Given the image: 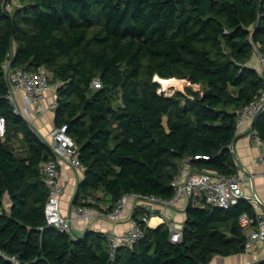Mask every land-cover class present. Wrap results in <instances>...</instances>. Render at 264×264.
<instances>
[{
  "label": "trees",
  "instance_id": "trees-1",
  "mask_svg": "<svg viewBox=\"0 0 264 264\" xmlns=\"http://www.w3.org/2000/svg\"><path fill=\"white\" fill-rule=\"evenodd\" d=\"M256 45L264 48V0H0V264H210L245 250L239 217L255 212L247 199L229 208L190 201L174 241L168 224L149 226L136 206L144 236L114 259L106 233L75 238L48 225L41 163L53 153L8 97L2 63L12 50L13 66L44 65L56 83L54 123L68 124L85 171L74 205L102 191L111 210L126 193L172 198L185 157L238 172L236 110L264 89L250 64ZM156 75L184 89L167 94ZM253 127L264 139V111Z\"/></svg>",
  "mask_w": 264,
  "mask_h": 264
},
{
  "label": "built area",
  "instance_id": "built-area-1",
  "mask_svg": "<svg viewBox=\"0 0 264 264\" xmlns=\"http://www.w3.org/2000/svg\"><path fill=\"white\" fill-rule=\"evenodd\" d=\"M15 1V0H14ZM10 5V4H9ZM258 62L260 64V72L264 76V48L255 46ZM14 51L12 50L7 58L2 63L4 74L9 82L8 97L14 106V110L20 113L26 121V115L29 114L30 104L36 106L39 114L49 109L57 107V100L44 102L45 91L52 84V76L46 66L40 65L35 70H29L23 67L13 66L12 58ZM94 87H101L100 78L93 80ZM24 90V98L28 104L22 109L17 97V91ZM264 111V89L259 91L250 102L243 108L237 109V124L238 129L248 121H254L260 113ZM30 124V123H29ZM32 129L45 140L36 130L35 126L30 124ZM6 132V119L0 116V135L4 137ZM254 135L253 141L261 148L260 163L264 166V139H262L257 130L252 127ZM46 141V140H45ZM53 157L44 160L41 163V169L44 174V180L49 189V196L45 204V218L48 225H53L61 230L69 231L73 234L72 212L86 222L93 220L98 214L94 207L90 204L74 205L71 209V214L66 216L62 213L61 200L63 196L62 169L64 164H68L77 170H84V165L80 159L78 144L68 132V124L54 125L50 130V141L46 142ZM199 155L196 156V158ZM264 185V169L262 171ZM174 186V195L170 199L151 195L143 196L138 193H126L109 210V217L113 221L121 219L126 206L132 199L148 198L154 202H160L165 205V208L160 213V216L166 220L172 229V239L174 241L182 240L183 227L172 221L168 215V207L177 200L186 198L188 202H192L197 206H220L229 208L238 203L242 199H247L255 206V212H243L239 217V223L243 228L245 235V251L253 252L256 246L264 242V208H259V198L247 194L245 191V177L238 171L233 174H220L218 172H210L198 168L193 164L190 157H185L178 173L172 180ZM137 206V203L136 205ZM151 211H146L142 219L148 223L151 219ZM74 235V234H73ZM109 247L111 251V259L115 258L117 249L122 245H133L144 236V227L141 223L134 219L131 227L122 233L108 232L106 233ZM15 264H20V260L15 256H6ZM246 264H264V260L252 259Z\"/></svg>",
  "mask_w": 264,
  "mask_h": 264
},
{
  "label": "crops",
  "instance_id": "crops-1",
  "mask_svg": "<svg viewBox=\"0 0 264 264\" xmlns=\"http://www.w3.org/2000/svg\"><path fill=\"white\" fill-rule=\"evenodd\" d=\"M251 62L255 63L254 67L256 66V68L260 69L257 54L253 55L250 64ZM56 89V84L53 83L52 86L45 91V103L56 100ZM16 93L20 106L22 105V109L25 108L28 104L27 100L24 98L25 91L18 90ZM29 108L28 115H30L33 122L30 120L27 122L30 124L32 123L37 132L46 140V142L49 143L50 130L55 125V110L49 109L44 113L39 114L35 105L30 104ZM252 127L253 122L248 121L238 129L239 135L232 145V150L236 155L237 163L239 165L238 171L245 177L246 193L258 197L260 201L258 207L264 208V185L262 177L264 166L260 163L261 148L253 141L254 135L252 133ZM9 144H13L14 150H19L17 142H10ZM84 172V170H77L68 164L63 165L62 183L64 191L61 206L62 213L66 216L71 214L72 206H74V198L78 192L79 184L84 177ZM87 201L93 203L92 206L98 214H96L93 220L88 223L79 218L74 211L72 212L73 229L78 235H82L87 228L89 230L101 231L104 233H122L127 231L131 227L132 221L136 219L134 217L136 203L137 206L144 208L145 211L152 212L151 219L147 223L149 226L156 227L162 223H166V220L160 216V213L165 208V205L160 202L151 201L146 197L140 198L138 201L137 199H132L124 209L121 219L118 221H113L109 217L108 212L110 210L111 200L108 194L99 191L95 197H88ZM188 204V200L184 198L175 201L168 207L169 218L180 224L182 227L186 218V208ZM1 209L2 208H0V210ZM252 259L264 260V242L258 244L253 252L244 250L230 255L217 254L213 257L210 264H246Z\"/></svg>",
  "mask_w": 264,
  "mask_h": 264
},
{
  "label": "rangeland",
  "instance_id": "rangeland-1",
  "mask_svg": "<svg viewBox=\"0 0 264 264\" xmlns=\"http://www.w3.org/2000/svg\"><path fill=\"white\" fill-rule=\"evenodd\" d=\"M253 55H256V52H254V54ZM253 57V56H252ZM252 60V59H251ZM251 64H252V66L254 67V64L255 63H252L251 62ZM255 68H256V66H255ZM53 81V80H52ZM54 84H56L55 82H53ZM184 84H185V81L184 80H182V79H180V83H170V84H162L161 83V88H160V90L161 91H164L165 93H167V94H172V93H174V91L175 90H177V89H184ZM196 87H198V85H195ZM22 106V105H21ZM45 112V111H44ZM43 112V113H44ZM26 117H27V119L28 120H30V121H32L33 122V120L31 119V117H30V115H26ZM18 148H20L19 150H22V148L23 147H20V146H18ZM8 201H6V206H8Z\"/></svg>",
  "mask_w": 264,
  "mask_h": 264
},
{
  "label": "bare ground",
  "instance_id": "bare-ground-1",
  "mask_svg": "<svg viewBox=\"0 0 264 264\" xmlns=\"http://www.w3.org/2000/svg\"><path fill=\"white\" fill-rule=\"evenodd\" d=\"M157 79L160 81L162 84H170V83H180V78L178 77H170V78H165L161 77L159 75H156Z\"/></svg>",
  "mask_w": 264,
  "mask_h": 264
},
{
  "label": "water",
  "instance_id": "water-1",
  "mask_svg": "<svg viewBox=\"0 0 264 264\" xmlns=\"http://www.w3.org/2000/svg\"><path fill=\"white\" fill-rule=\"evenodd\" d=\"M155 80L158 81V82H160V81L157 79L156 76H155ZM254 121H255V120H254ZM254 121H253V126H254ZM234 142H235V141H234ZM234 142L232 143V145L234 144ZM88 231H89V229L87 228V229L84 231V233H83L82 235H78V234L74 231V229H73V234H74L75 238H85L86 235H87V233H88Z\"/></svg>",
  "mask_w": 264,
  "mask_h": 264
}]
</instances>
